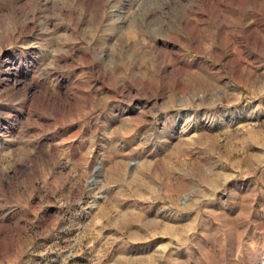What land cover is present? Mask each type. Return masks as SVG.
<instances>
[{
	"label": "rangeland",
	"instance_id": "374dc122",
	"mask_svg": "<svg viewBox=\"0 0 264 264\" xmlns=\"http://www.w3.org/2000/svg\"><path fill=\"white\" fill-rule=\"evenodd\" d=\"M0 264H264V0H0Z\"/></svg>",
	"mask_w": 264,
	"mask_h": 264
}]
</instances>
